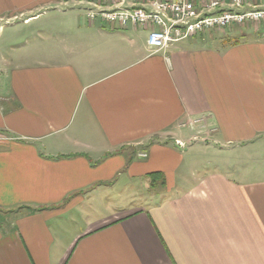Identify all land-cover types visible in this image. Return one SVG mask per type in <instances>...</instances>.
Instances as JSON below:
<instances>
[{
    "label": "crops",
    "instance_id": "crops-1",
    "mask_svg": "<svg viewBox=\"0 0 264 264\" xmlns=\"http://www.w3.org/2000/svg\"><path fill=\"white\" fill-rule=\"evenodd\" d=\"M90 8L0 0V264H264L263 30Z\"/></svg>",
    "mask_w": 264,
    "mask_h": 264
},
{
    "label": "built area",
    "instance_id": "built-area-1",
    "mask_svg": "<svg viewBox=\"0 0 264 264\" xmlns=\"http://www.w3.org/2000/svg\"><path fill=\"white\" fill-rule=\"evenodd\" d=\"M89 4L88 17L122 26H150V52L198 34L233 26L261 25L264 0H64Z\"/></svg>",
    "mask_w": 264,
    "mask_h": 264
},
{
    "label": "rangeland",
    "instance_id": "rangeland-1",
    "mask_svg": "<svg viewBox=\"0 0 264 264\" xmlns=\"http://www.w3.org/2000/svg\"><path fill=\"white\" fill-rule=\"evenodd\" d=\"M256 28H258V29H262V27L263 26H261V25H256V24H253ZM219 34H221L222 36L225 34L226 35V33H224L223 31L222 32H220ZM21 41H23V43H24V41H25V39H23V40H21ZM10 53V52H9ZM6 70L5 69H2L1 67H0V78L1 77H3V74H4V72H5ZM2 138H0V140H1ZM261 159H262V165H264V155H263V153L261 154ZM155 187V186H154Z\"/></svg>",
    "mask_w": 264,
    "mask_h": 264
},
{
    "label": "trees",
    "instance_id": "trees-1",
    "mask_svg": "<svg viewBox=\"0 0 264 264\" xmlns=\"http://www.w3.org/2000/svg\"><path fill=\"white\" fill-rule=\"evenodd\" d=\"M157 177L158 176H151V183L153 187L156 186V184L158 183Z\"/></svg>",
    "mask_w": 264,
    "mask_h": 264
}]
</instances>
